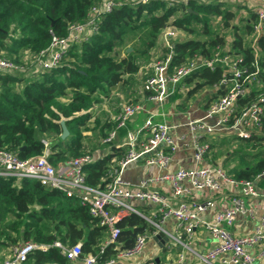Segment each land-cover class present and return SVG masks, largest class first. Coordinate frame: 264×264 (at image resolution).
I'll return each instance as SVG.
<instances>
[{
  "label": "trees",
  "instance_id": "1",
  "mask_svg": "<svg viewBox=\"0 0 264 264\" xmlns=\"http://www.w3.org/2000/svg\"><path fill=\"white\" fill-rule=\"evenodd\" d=\"M102 1L0 0V56L17 63L24 53L38 56L49 48L53 37L64 39L72 26L84 24L91 9ZM114 1L122 5L101 14L97 31L72 44L57 67L29 78L0 76V150L20 159L44 155L55 167L86 155L96 158L103 151L102 157L84 166L83 174L87 187L105 189L115 175L117 162L126 154L122 141L133 126L120 129L112 143L103 144L116 122L107 114L102 124L98 113L114 93L131 88L133 77L151 58L162 30L173 26L194 38L173 42L164 51L162 59L172 54L171 70L193 61H212L217 55L242 59L238 66L242 74L237 81L244 94L236 101L235 115L239 118L258 103L263 109L261 126L252 129L249 137L234 134L226 138L231 134H225L221 140L214 139L210 153L218 152L228 142L232 150L226 153L223 166L232 163L226 170L229 175L237 180H254L264 173V102H259L264 94V30L254 42L255 12L249 11V16L242 18L236 7L218 1L136 5L130 0ZM130 46L132 51L128 52ZM246 77L250 78L244 81ZM234 79L228 64L215 62L213 69L201 66L178 84L167 105L181 97L180 88L187 91L186 101L208 90L210 93L200 102L208 109L229 92ZM149 95L145 85L140 96L137 91L131 93L128 103L139 104L141 96L147 100ZM120 110L117 108L116 116ZM137 117L140 123L142 115ZM62 121L69 131L65 139L61 138ZM217 152L211 156L213 165H219ZM261 182L263 186L264 179ZM118 227L116 243L101 252L106 231L77 195L69 197L26 179H0V263L3 250L27 241L48 249L32 252L25 264H74L54 246L55 242L66 247L80 244L81 259L93 255L103 263L132 248L139 235L155 231L137 214L123 217ZM175 252V248L163 247L158 261L145 264H167L165 255Z\"/></svg>",
  "mask_w": 264,
  "mask_h": 264
},
{
  "label": "built area",
  "instance_id": "2",
  "mask_svg": "<svg viewBox=\"0 0 264 264\" xmlns=\"http://www.w3.org/2000/svg\"><path fill=\"white\" fill-rule=\"evenodd\" d=\"M128 1V0H127ZM189 0H130L132 4H148L152 2H187ZM198 2L218 1L227 3L230 0H195ZM246 2L250 0H232ZM255 10L257 22L253 25L254 42L264 30V0H257ZM122 2L103 0L91 9L89 18L84 24L70 28L69 35L64 38L53 37L47 50L33 57L31 63L22 59L20 63L0 56V76L34 77L39 73L51 70L59 65L70 46L89 38L97 31V21L101 14L110 13ZM176 32L169 31L166 36L172 38ZM168 48V40H166ZM171 45V44H170ZM172 54L160 58L151 68L145 85L150 91L147 100L163 106L174 94L178 84L191 75L199 67L213 69L215 62L228 64L229 73L234 76V83L229 92L213 102L205 115L188 123L190 132L189 144L193 149L195 166L192 168L173 169V157L181 149L186 136L177 137L172 133L173 127L164 121H156L159 112H150L149 116L138 128L128 129L122 144L126 148L125 156L117 162L112 181L105 189L90 188L84 184L83 168L94 162L91 155L66 161L60 167L52 165L44 155L28 159H20L5 149L0 150V179L11 178L38 182L42 186L57 189L71 197L77 195L82 205L89 208L90 215L99 221L106 231V238L101 252L110 244H114L120 234L119 221L130 214H137L146 219L154 228L153 234H142L135 245L120 251L115 258L99 262L98 258L88 255L81 259V245L66 247L59 242L54 246L61 254L74 264H123L138 258L145 250L148 241L156 234L163 232L169 238L166 245L169 250H181L174 264H185L186 252H194L192 243L196 231L201 229L211 236L215 246L204 254L195 253L201 264H262L264 259V208L260 221L253 233L235 235L231 230L239 216L254 220L257 215V200H264V173L254 180H237L229 175L220 165L207 161L210 153V142L225 134L234 132L240 137H249L251 130L260 128L263 109L255 104L237 118L236 101L244 94L237 81L242 74L238 66L241 58L231 60L229 57L216 56L212 61H193L185 66L171 70ZM200 62V64H199ZM246 77L244 81L249 80ZM223 81V85L226 84ZM259 102H264V94ZM145 110L142 104H124L115 118L116 126L103 139V144L112 143L118 131L127 126ZM231 121L233 124L230 125ZM47 146V142H43ZM144 160L147 167H154L159 174L153 178H144L132 184L123 178L125 169L132 163ZM115 162V160H114ZM209 193L210 195H206ZM227 196L228 203L220 207L216 197ZM137 204L153 205L154 213L146 216ZM211 214L212 217L210 216ZM173 218L175 227L172 233L163 228L165 222ZM263 247L256 255L255 247ZM46 245L24 242L15 246L2 264H25L27 257L34 251H45ZM168 264V263H167Z\"/></svg>",
  "mask_w": 264,
  "mask_h": 264
},
{
  "label": "crops",
  "instance_id": "3",
  "mask_svg": "<svg viewBox=\"0 0 264 264\" xmlns=\"http://www.w3.org/2000/svg\"><path fill=\"white\" fill-rule=\"evenodd\" d=\"M225 4L231 7H236V9L239 10V15L242 18H247L249 16L248 12L249 11L255 12V10L259 6L257 0H250L246 2H235V1L230 0L229 2ZM180 32L184 38L183 41L193 39L194 37L183 31H180ZM159 39H158V42H159ZM158 42H157V45H158ZM135 91H137L139 96L141 95L142 90L137 87H131L130 89H127L125 93H114L111 99L105 101L102 104L101 107L103 108L101 110L104 111V114H109V116L113 117L114 115L111 112L113 109H110V106L112 105L110 102L114 99H119L117 98L118 96L121 99H126V101H130L131 93ZM179 93L181 94L180 98L176 99L171 105H167L168 104V101H167L161 107H159L158 105L148 100H145L141 96L139 104H142L145 108V110L139 114V116L142 115V121L139 123L138 117L136 116L135 119L130 123L133 126L132 129L138 128L141 125H143V123L149 116L150 112L157 111L160 113V115L155 118L156 121H164L168 123L170 126H172L173 127L172 133L175 136L177 137H181L183 135L186 136L185 142H182L181 144V149L173 157V169L174 170L179 169V168L188 169V168H192L195 166V162L193 160V149L191 148V145L189 144L190 132L188 128V123L191 120L202 118L207 111V109L204 108L205 103L203 102H202L203 106L201 105V103L197 102L201 108L194 107L191 105L194 99H196V97H199L198 95L186 101L185 100V96L187 93L186 89L180 88ZM208 93H210V91H208ZM99 106H96V109H99ZM102 111H99V112H102ZM97 119H98V116H97ZM84 134L90 135V133H84ZM124 140H125V137L122 143L124 142ZM103 154H104L103 151L99 154H96L97 155L96 158L102 157ZM96 158H94V160H96ZM158 174H159V170L157 168L147 167L145 165L144 160H140L138 162L130 164L125 169L123 173V178L132 184H137L139 183L141 179L153 178L157 176ZM206 195L209 196L210 194L206 193ZM216 200L220 207H225L228 203L227 196L216 197ZM137 205H138V208L143 213L145 212L149 216L154 213L155 207L153 205H144V204H137ZM257 205H258V211H257L256 218L254 220H251L247 218L246 216H239L237 218L231 230L235 235L241 236V235H246V234H250L254 232L255 228L257 227L260 221L261 213L264 208V200H261V199L257 200ZM212 215L213 214H211L210 216L212 217ZM174 227H175V221L173 218H169L163 225V228L169 233L173 232ZM166 245L164 247H167ZM214 246H215V242L213 241L211 236L208 234V232L201 230V229L196 231L195 239L191 245L192 250L194 252L199 253V254H204L205 252L212 249ZM11 248L12 247L3 250L2 255H1L4 258L3 261L9 255ZM162 249L163 248H161L152 238L150 241H148L144 252L138 258L130 262H125L123 264H145L151 260H155V259L157 260L159 259L160 254L162 253ZM261 249H263V247L259 246V247H255L254 250L252 251L254 254L257 255ZM180 251L181 250L176 249L175 253L173 254L169 253L165 255L167 263L174 264L175 261L177 260V257ZM194 252H189V251L186 252L185 264H201ZM214 264H220V263L214 262ZM262 264H264V259L262 260Z\"/></svg>",
  "mask_w": 264,
  "mask_h": 264
},
{
  "label": "rangeland",
  "instance_id": "4",
  "mask_svg": "<svg viewBox=\"0 0 264 264\" xmlns=\"http://www.w3.org/2000/svg\"><path fill=\"white\" fill-rule=\"evenodd\" d=\"M169 31H173V32H176L175 33V36L174 37H172V38H170V37H168V36H166V34H167V32H169ZM137 37H139V36H137ZM136 37V38H137ZM133 38H135L134 36L133 37H131V39H133ZM159 42H158V45L156 46V48L152 51V55H151V58L149 59V61H146V63H143L142 65H141V69H140V72L137 74V75H135L134 77H133V80H132V82H131V87H137V88H139V89H143L144 88V86H145V81H146V79H147V77H148V75L151 73V68H152V66L160 59V58H162L164 55V51L168 48V46H167V44H166V40H168V44H169V46H170V44L171 43H173V42H179V41H183V36H182V34H181V32H180V30H178L177 28H175V27H173V26H167L165 29H163L162 30V32H161V34H160V36H159ZM194 38V37H193ZM139 39V38H138ZM129 45H131V43H129ZM132 49V47L130 46L129 48H128V52H131V51H129V49ZM22 59H26L27 60V62H29V63H31L32 61H33V57L31 56V55H29V54H27V53H24V54H22ZM122 57H124V54H122L121 55V58ZM16 58H18V57H16ZM16 58H14V59H16ZM22 59L19 61V62H21L22 61ZM205 94H208V91H205V92H203V93H201V94H199L198 96L199 97H196V99H194V101L192 102V106H194V107H198V108H201L200 106H199V104L197 103V102H201V100H202V97H204V95ZM201 95V96H200ZM117 98H119V99H114V100H112L110 103L112 104L111 106H110V109H113L111 112L113 113V117H109L113 122L115 121V111L117 110V108H121L124 104H127L129 101H126V99H121L119 96L117 97ZM196 101V102H195ZM195 103H197V104H195ZM202 105V104H201ZM203 106V105H202ZM103 108V107H102ZM109 109V110H110ZM102 111V110H101ZM117 114V113H116ZM105 118H107V114H104V111H102V112H99L98 113V119L99 120H101V123L102 124H104V122H105ZM95 120V119H94ZM94 120H92V121H90L89 123H90V125L91 124H93V122H94ZM230 134L231 135H226L227 137L226 138H229V137H231L232 135H234L235 133L232 131V132H230ZM85 136H91V135H89V134H84ZM91 138V137H90ZM224 138V137H223ZM222 138H220L219 140H221ZM233 146H236V145H233ZM229 150H232V146L230 145V144H228V142H226V145L221 149V150H219L218 152L217 151H215V152H217V155H218V160H217V164H219L220 166H222L225 170H227L230 166H232V163H231V165H230V163L229 164H227V165H229V166H226V165H224L223 166V161L225 160V155H226V153L229 151ZM214 151L213 152H211V153H208V155H207V161L210 163V160L212 159V157L211 156H213L214 155V153H215ZM211 164V163H210ZM228 167V168H227ZM130 262V261H129Z\"/></svg>",
  "mask_w": 264,
  "mask_h": 264
},
{
  "label": "water",
  "instance_id": "5",
  "mask_svg": "<svg viewBox=\"0 0 264 264\" xmlns=\"http://www.w3.org/2000/svg\"><path fill=\"white\" fill-rule=\"evenodd\" d=\"M132 49L130 48L129 51H131ZM200 64V62H199ZM61 127H62V135H61V138L62 139H65L69 136V131L66 127V124L64 121H62L60 123ZM153 240L161 247L163 248L168 242H169V238L168 236H166L163 232H159L158 234H156L154 237H153ZM159 259H157L158 261Z\"/></svg>",
  "mask_w": 264,
  "mask_h": 264
}]
</instances>
